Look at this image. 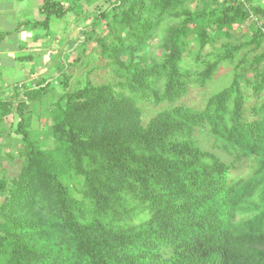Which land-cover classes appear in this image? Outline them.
<instances>
[{
  "label": "trees",
  "instance_id": "16d2710c",
  "mask_svg": "<svg viewBox=\"0 0 264 264\" xmlns=\"http://www.w3.org/2000/svg\"><path fill=\"white\" fill-rule=\"evenodd\" d=\"M41 1L42 28L70 15L86 25L54 81L33 76L0 99V167L13 113L22 144L18 176L0 178L5 264H264V8L250 0ZM89 45L117 82L68 91L65 70L90 68L94 58L81 63L80 55ZM223 65L232 70L228 87L202 109L177 105ZM56 79L64 93L50 103L45 147L25 116ZM141 102L171 107L144 125ZM199 131L233 160L202 148ZM246 161L248 174L233 178Z\"/></svg>",
  "mask_w": 264,
  "mask_h": 264
},
{
  "label": "rangeland",
  "instance_id": "374dc122",
  "mask_svg": "<svg viewBox=\"0 0 264 264\" xmlns=\"http://www.w3.org/2000/svg\"><path fill=\"white\" fill-rule=\"evenodd\" d=\"M30 4L34 9L35 4L33 2H31ZM94 9L95 6L88 8V11L94 12ZM34 11L32 13H34ZM40 19H42V17ZM85 25L86 22L76 21V17L71 15L64 20H54L51 24L48 38L44 36L43 29H41L38 33L37 30L35 31L33 27H30L29 32L33 31V34L43 36V38L46 39V43L50 44V47L43 48V53H39V51L34 52V50H31L29 53L25 54L26 57L20 59L17 68V70L19 71L17 72V81L19 82V84H22L20 86L24 85L26 87H30L31 79L33 78V76L50 78L54 81L59 72L63 71L62 68L59 67V65L62 61V55L69 48L68 42L71 40H75L78 37V32L82 28H84ZM163 29H165V26H163L162 29L158 32V36L153 41V47H151V49L157 46L159 40L164 35L165 32L163 31ZM245 29L246 28H244L241 33H237L238 37H241L240 35L245 33ZM262 49H264V47ZM209 51H211V49H208L206 52ZM80 55L81 63L86 62L88 60V57H93L94 61L91 62V66L89 69H85L83 67V64H80L78 66H72L71 68L65 70V72L72 77L68 91H75L83 87L88 82L92 83L93 85H105L117 82L107 66V61L102 57L99 51L93 50V46L89 45L86 51L80 52ZM71 58L72 60H75L77 57L74 55V57ZM58 67L60 68V70H58ZM231 78V67L223 65L215 81L209 87L205 89L196 87L191 88L188 95L181 101H179L177 105L194 109H202L211 95L223 90L231 84ZM55 81V83H52L49 95L46 96L42 102L33 103L28 108V111H30V113L32 114L25 116L28 129L30 131L32 130L33 134L35 133V135L37 134V136L39 135L41 137V142L45 147H52V141L51 139H49L50 137H47L48 135L44 136L46 135V130H48V127L50 125V120L48 118L51 105L50 103L57 101L59 97L64 93L63 87L58 83L59 80L56 79ZM8 85L10 84L0 82V88L2 89L1 91H4V93L7 92V94L0 93V99H8L10 93V96L13 97L15 92H17V90H19L18 88L20 87L18 84H14L15 86H17L15 88L14 85ZM253 103L254 100H251L248 105L250 106ZM139 106L141 107L143 112L144 125H146L159 112L171 107V105L169 104L154 105L153 103L148 102H141L139 103ZM19 121L20 116L17 113H13L11 116H9L8 121L5 124V129H7L8 131L7 135L4 134L6 136V144L4 145V148H2L3 157L2 165L0 167V178L4 177L9 181L14 180L18 176L22 163L19 156V151L22 148V144L19 141V137H16V135H14L16 125H18ZM195 137L202 148L215 152L225 162H231L233 160L224 152L217 149L213 139L209 137L205 131L197 132ZM251 167H253V163L251 161H246L238 164V170L232 172L233 178L246 176ZM0 264H5V260L3 259V257H0Z\"/></svg>",
  "mask_w": 264,
  "mask_h": 264
},
{
  "label": "crops",
  "instance_id": "0c3cea01",
  "mask_svg": "<svg viewBox=\"0 0 264 264\" xmlns=\"http://www.w3.org/2000/svg\"><path fill=\"white\" fill-rule=\"evenodd\" d=\"M31 2L35 4V11ZM41 4L40 0H0V82L8 83L11 86L22 85L17 81V72H19L17 68L20 59L26 57L25 54L31 50L43 53V48L50 47L43 36H39L37 33L35 35L33 31L29 32V28L33 27L38 33L43 29L46 38L49 36L50 30L36 24L43 19H40ZM250 4L252 7L264 8V0H250ZM33 11L34 13H32ZM15 85L14 88L17 87ZM1 90L0 88L1 94H7ZM10 95L11 93L8 99L11 98Z\"/></svg>",
  "mask_w": 264,
  "mask_h": 264
},
{
  "label": "built area",
  "instance_id": "2783aa9c",
  "mask_svg": "<svg viewBox=\"0 0 264 264\" xmlns=\"http://www.w3.org/2000/svg\"><path fill=\"white\" fill-rule=\"evenodd\" d=\"M222 2H242L246 3L247 0H221Z\"/></svg>",
  "mask_w": 264,
  "mask_h": 264
}]
</instances>
